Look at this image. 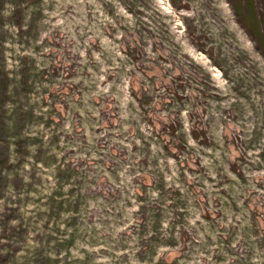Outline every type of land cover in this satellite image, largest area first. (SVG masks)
I'll return each instance as SVG.
<instances>
[{"label":"rangeland","instance_id":"1","mask_svg":"<svg viewBox=\"0 0 264 264\" xmlns=\"http://www.w3.org/2000/svg\"><path fill=\"white\" fill-rule=\"evenodd\" d=\"M0 264H264V0H0Z\"/></svg>","mask_w":264,"mask_h":264},{"label":"trees","instance_id":"2","mask_svg":"<svg viewBox=\"0 0 264 264\" xmlns=\"http://www.w3.org/2000/svg\"><path fill=\"white\" fill-rule=\"evenodd\" d=\"M247 20H249V19H247ZM253 25V27H255L256 28V26L258 27V23H257V21L255 20L254 21V24H252Z\"/></svg>","mask_w":264,"mask_h":264}]
</instances>
